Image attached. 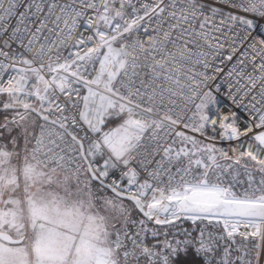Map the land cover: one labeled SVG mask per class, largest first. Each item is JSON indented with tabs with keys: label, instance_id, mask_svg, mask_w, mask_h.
<instances>
[{
	"label": "snow or ice",
	"instance_id": "1",
	"mask_svg": "<svg viewBox=\"0 0 264 264\" xmlns=\"http://www.w3.org/2000/svg\"><path fill=\"white\" fill-rule=\"evenodd\" d=\"M9 96L113 193L125 264H264V0H0Z\"/></svg>",
	"mask_w": 264,
	"mask_h": 264
},
{
	"label": "rangeland",
	"instance_id": "2",
	"mask_svg": "<svg viewBox=\"0 0 264 264\" xmlns=\"http://www.w3.org/2000/svg\"><path fill=\"white\" fill-rule=\"evenodd\" d=\"M35 131L34 117L25 112L0 116V137L10 135L8 142L0 138V230L26 237L21 244L0 240V264H117L112 236L122 220L119 202L75 185L68 197L31 160Z\"/></svg>",
	"mask_w": 264,
	"mask_h": 264
},
{
	"label": "built area",
	"instance_id": "3",
	"mask_svg": "<svg viewBox=\"0 0 264 264\" xmlns=\"http://www.w3.org/2000/svg\"><path fill=\"white\" fill-rule=\"evenodd\" d=\"M11 104L23 105V101H16L14 97H7ZM39 129L36 128L35 134L31 140L29 147L31 160L41 169L53 173L59 185L65 188L68 197H72L71 186L76 185L84 189L90 196L97 197L99 192L104 196L109 195L106 189L96 184L85 171L76 167L75 163H69L70 157L61 160L59 154L51 152L45 145L38 142ZM67 156V154H65ZM118 228L112 236L113 247L118 252L119 264H125L122 258V248L119 246L122 243V237H117Z\"/></svg>",
	"mask_w": 264,
	"mask_h": 264
},
{
	"label": "water",
	"instance_id": "4",
	"mask_svg": "<svg viewBox=\"0 0 264 264\" xmlns=\"http://www.w3.org/2000/svg\"><path fill=\"white\" fill-rule=\"evenodd\" d=\"M10 108L11 109H22L23 105L10 104ZM25 239H26L25 236L16 237V236L12 235L11 233H9L7 231L0 230V240L4 241L5 243H8V244H21V243H23L25 241Z\"/></svg>",
	"mask_w": 264,
	"mask_h": 264
},
{
	"label": "trees",
	"instance_id": "5",
	"mask_svg": "<svg viewBox=\"0 0 264 264\" xmlns=\"http://www.w3.org/2000/svg\"><path fill=\"white\" fill-rule=\"evenodd\" d=\"M7 112H0V116L1 117H3V115H5ZM1 138V140L3 141V142H8L9 141V139H10V135L8 134H4V136H2V137H0ZM96 183V182H95ZM97 184V183H96ZM107 190V189H106ZM107 192L109 193V195H111V196H113V197H115L114 195H113V193H111L110 191H108L107 190Z\"/></svg>",
	"mask_w": 264,
	"mask_h": 264
},
{
	"label": "crops",
	"instance_id": "6",
	"mask_svg": "<svg viewBox=\"0 0 264 264\" xmlns=\"http://www.w3.org/2000/svg\"><path fill=\"white\" fill-rule=\"evenodd\" d=\"M7 99V98H6ZM9 100V99H8ZM11 104V103H10ZM48 173H50V172H48ZM51 175H53V177L57 180V178H56V176L53 174V173H50ZM58 182V181H57ZM76 186V185H75ZM77 187H79V186H77ZM80 189H82L81 187H79ZM84 190V189H83ZM85 191V190H84ZM113 245V244H112ZM116 253H117V257H116V262H117V264H119V261H118V252L116 251Z\"/></svg>",
	"mask_w": 264,
	"mask_h": 264
},
{
	"label": "bare ground",
	"instance_id": "7",
	"mask_svg": "<svg viewBox=\"0 0 264 264\" xmlns=\"http://www.w3.org/2000/svg\"><path fill=\"white\" fill-rule=\"evenodd\" d=\"M29 146V145H28Z\"/></svg>",
	"mask_w": 264,
	"mask_h": 264
}]
</instances>
